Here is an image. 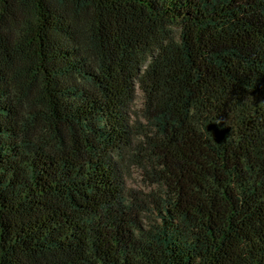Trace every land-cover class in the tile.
I'll list each match as a JSON object with an SVG mask.
<instances>
[{
    "label": "trees",
    "instance_id": "16d2710c",
    "mask_svg": "<svg viewBox=\"0 0 264 264\" xmlns=\"http://www.w3.org/2000/svg\"><path fill=\"white\" fill-rule=\"evenodd\" d=\"M0 264H264V0H0Z\"/></svg>",
    "mask_w": 264,
    "mask_h": 264
},
{
    "label": "rangeland",
    "instance_id": "374dc122",
    "mask_svg": "<svg viewBox=\"0 0 264 264\" xmlns=\"http://www.w3.org/2000/svg\"><path fill=\"white\" fill-rule=\"evenodd\" d=\"M177 34V33H176ZM136 98L134 103L131 107V112L133 113V116L136 118L139 114V110L142 107L143 99L141 93L138 91L136 93ZM133 160V159H132ZM123 164V171L125 173V178L128 187H131L134 190H141L144 192L148 191V182L147 179L144 177V173L138 168L136 163H129L126 161V164Z\"/></svg>",
    "mask_w": 264,
    "mask_h": 264
}]
</instances>
